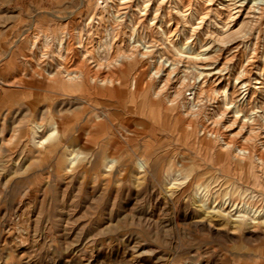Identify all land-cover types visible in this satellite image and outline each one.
Here are the masks:
<instances>
[{"label": "rangeland", "instance_id": "rangeland-1", "mask_svg": "<svg viewBox=\"0 0 264 264\" xmlns=\"http://www.w3.org/2000/svg\"><path fill=\"white\" fill-rule=\"evenodd\" d=\"M0 264H264V0H0Z\"/></svg>", "mask_w": 264, "mask_h": 264}, {"label": "bare ground", "instance_id": "bare-ground-1", "mask_svg": "<svg viewBox=\"0 0 264 264\" xmlns=\"http://www.w3.org/2000/svg\"><path fill=\"white\" fill-rule=\"evenodd\" d=\"M98 1V0H97ZM105 1V0H104ZM102 5H103V3H102ZM98 6H100V5H98ZM97 7V6H96ZM105 7L106 6H104V10H105ZM114 7V6H113ZM98 15V14H97ZM147 34V33H146ZM146 36V35H145ZM84 38V37H83ZM46 41V40H45ZM88 42V41H87ZM88 44V43H87ZM97 46V45H96ZM95 46V47H96ZM133 46V45H132ZM45 47V46H44ZM168 49V48H167ZM87 52V51H86ZM81 53V52H80ZM38 56V55H37ZM60 58V57H59ZM61 59V58H60ZM75 66V65H74ZM167 70V69H166ZM13 74V73H12ZM175 76V75H174ZM175 77H177V76H175ZM174 77V78H175ZM69 80H70V82H72L74 85H82V83H83V81L79 78V76L76 74L75 76H71L70 78H69ZM8 81V80H7ZM79 81V82H78ZM173 85V84H172ZM128 89V88H127ZM134 89V88H133ZM171 95V94H170ZM176 96L178 95H180V93H176L175 94ZM196 93H193L192 94V97L191 98H189V99H187V101H186V104L184 105V107H185V111L187 112V113H189L190 115H194V114H196L200 109H201V107H199L197 104H196ZM82 104V103H81ZM246 107V106H245ZM102 118H103V120H105V121H107L108 120V116H106V115H103L102 116V114L100 115ZM37 127H38V129L39 130H41V132H42V129H43V127L41 126V125H37ZM72 130V129H71ZM98 130V129H97ZM73 131V130H72ZM102 131V130H101ZM112 131H113V129H112ZM135 132V131H134ZM154 132V131H153ZM116 133V132H115ZM121 134V133H120ZM90 135V134H89ZM118 137V136H117ZM120 138V137H119ZM120 141H122L121 139H120ZM124 146V145H123ZM125 146H126V144H125ZM128 149V148H127ZM130 151V150H129ZM147 171V169H145V172Z\"/></svg>", "mask_w": 264, "mask_h": 264}]
</instances>
